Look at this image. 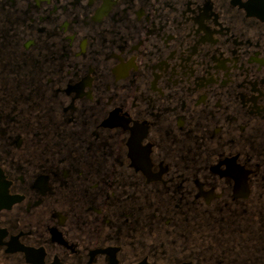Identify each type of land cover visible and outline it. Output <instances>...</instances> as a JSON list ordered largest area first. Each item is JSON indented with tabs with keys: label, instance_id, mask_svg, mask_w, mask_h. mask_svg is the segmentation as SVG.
Masks as SVG:
<instances>
[{
	"label": "flooded vegetation",
	"instance_id": "1",
	"mask_svg": "<svg viewBox=\"0 0 264 264\" xmlns=\"http://www.w3.org/2000/svg\"><path fill=\"white\" fill-rule=\"evenodd\" d=\"M0 264H264V4L0 0Z\"/></svg>",
	"mask_w": 264,
	"mask_h": 264
},
{
	"label": "water",
	"instance_id": "2",
	"mask_svg": "<svg viewBox=\"0 0 264 264\" xmlns=\"http://www.w3.org/2000/svg\"><path fill=\"white\" fill-rule=\"evenodd\" d=\"M258 3L264 4V0H256Z\"/></svg>",
	"mask_w": 264,
	"mask_h": 264
}]
</instances>
